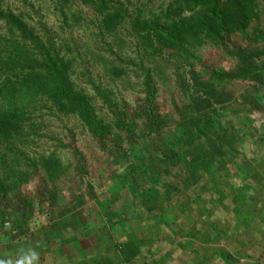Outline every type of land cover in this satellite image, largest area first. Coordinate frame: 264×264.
<instances>
[{"label":"crops","instance_id":"1","mask_svg":"<svg viewBox=\"0 0 264 264\" xmlns=\"http://www.w3.org/2000/svg\"><path fill=\"white\" fill-rule=\"evenodd\" d=\"M246 99L91 179L22 188L28 206L0 208V264H264V101Z\"/></svg>","mask_w":264,"mask_h":264},{"label":"rangeland","instance_id":"2","mask_svg":"<svg viewBox=\"0 0 264 264\" xmlns=\"http://www.w3.org/2000/svg\"><path fill=\"white\" fill-rule=\"evenodd\" d=\"M107 1L123 6L133 18L140 15L148 20L166 12L173 0ZM1 2L3 12L21 16L35 36L54 42L61 55L71 61L74 87L89 98L96 115L106 124L113 125L114 118L96 88L111 103L129 110V131L113 129L108 143L101 145L75 114L59 112L45 99L27 107L29 121L12 142V152L21 166L57 158L63 168L56 181L59 187L73 178L71 175L91 179L95 170L116 168L117 159L141 151L147 138L163 139L174 132L191 134L197 117L208 106L218 108L244 98L264 101V0H256L255 17L228 40L194 42L186 53L163 51L158 55L130 35L127 23L113 36L102 34L99 15L79 0ZM10 38L0 21V58L10 49ZM112 67L121 75L110 74ZM257 134L247 125L245 152L257 149L252 141ZM47 181L39 167L21 189L33 186L38 195L52 184ZM38 198L40 201L41 196Z\"/></svg>","mask_w":264,"mask_h":264},{"label":"trees","instance_id":"3","mask_svg":"<svg viewBox=\"0 0 264 264\" xmlns=\"http://www.w3.org/2000/svg\"><path fill=\"white\" fill-rule=\"evenodd\" d=\"M79 1L99 15L102 34L113 36L127 23L130 35L154 55L163 51L186 53L194 42L228 40L256 15V0H173L166 12L148 20L140 15L133 18L123 6L107 0ZM1 5L0 0V21L5 23L11 38L10 49L0 58V208L12 200L28 206L21 187L36 175L39 167L47 183L59 180L63 172L59 160L52 156L41 159L39 165L26 160L29 164L21 166L12 152V142L21 136L23 125L29 121L27 107L35 100L45 99L59 112L75 114L101 145L108 143L113 129L129 131L130 115L127 108L111 103L96 88L114 118L113 125L106 124L96 115L89 98L74 87L71 61L61 55L54 42L40 40L21 16L3 12ZM109 73L121 75L115 67Z\"/></svg>","mask_w":264,"mask_h":264},{"label":"clouds","instance_id":"4","mask_svg":"<svg viewBox=\"0 0 264 264\" xmlns=\"http://www.w3.org/2000/svg\"><path fill=\"white\" fill-rule=\"evenodd\" d=\"M37 258V254L35 252H33L31 254V260L28 261V264H32V261H34ZM18 264H24L23 261H18Z\"/></svg>","mask_w":264,"mask_h":264}]
</instances>
